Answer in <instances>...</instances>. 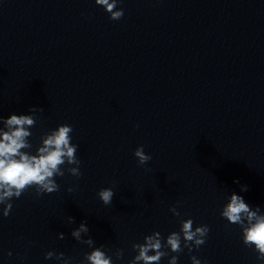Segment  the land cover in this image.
Masks as SVG:
<instances>
[{
	"label": "clouds",
	"instance_id": "clouds-1",
	"mask_svg": "<svg viewBox=\"0 0 264 264\" xmlns=\"http://www.w3.org/2000/svg\"><path fill=\"white\" fill-rule=\"evenodd\" d=\"M122 0H95V3L102 6L109 13V19L113 21L120 20L124 11L117 8V4ZM38 109L33 107L29 109L30 113H35ZM43 111V109H39ZM0 205H3L2 213L4 217L9 216L13 207L11 201L13 198H19L29 188H35L37 196L41 194H50L59 190L56 177H63L65 171L75 177H80V160L76 157L78 146L71 143V133L73 131L70 125H60L56 129L41 137V145L36 149L35 154H30L25 149H30L32 145L28 141L31 136L29 129L36 123L34 115H16L11 114L8 118L0 117ZM139 127V125H136ZM139 165L146 164L151 160V156L146 154L143 146H139L134 151ZM75 165L74 167H63ZM239 183V181H235ZM73 191L72 188L68 189ZM241 191H247V186L242 185ZM115 193L112 188H102L98 192L99 199L105 205L112 203ZM175 216L180 213L176 207L169 209ZM221 217L225 218L230 224L239 225L242 230V241L246 247H254L258 253L257 260L264 262V213L259 207H250L242 196L230 195L228 202L220 211ZM69 222H74L73 217H69ZM179 232L170 233L166 242L160 232H153L144 237L143 243H134L132 248L137 254L129 264H159L162 257L168 255L164 249H170L173 253H180L187 248L192 252L193 248L199 249L205 244L209 233L207 225H200L193 229V220L191 218L182 220ZM89 228L86 222H81L79 227L71 232V236L80 243L88 245L93 250L85 253L84 261L81 264H112V257L107 255L103 246L93 248L94 241L91 237L83 239L82 234L87 235ZM59 238L64 239V234L59 233ZM181 237H183V248L181 247ZM150 252L154 254H149ZM11 255V252L8 253ZM117 259H122L124 253L122 249H117L114 253ZM55 257L61 261V264H70V258L64 256V253H54L48 251L45 253V259ZM177 256H171L169 264H177ZM192 264H201V260L196 256L190 257ZM206 264V262H205Z\"/></svg>",
	"mask_w": 264,
	"mask_h": 264
}]
</instances>
